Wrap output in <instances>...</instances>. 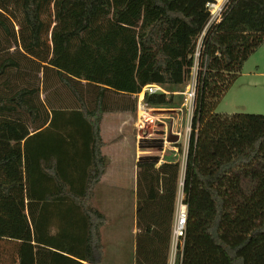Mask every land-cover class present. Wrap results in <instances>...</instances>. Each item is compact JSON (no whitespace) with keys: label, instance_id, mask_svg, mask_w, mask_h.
<instances>
[{"label":"trees","instance_id":"16d2710c","mask_svg":"<svg viewBox=\"0 0 264 264\" xmlns=\"http://www.w3.org/2000/svg\"><path fill=\"white\" fill-rule=\"evenodd\" d=\"M207 1L0 0V264H102L107 216L92 198L107 168L103 114L124 108L117 93L134 106L150 82L169 91L146 93L150 106L177 105L173 87L194 63L182 183L178 159L137 161L133 264H167L180 188L187 221L173 264H264V113L215 110L264 42V0H228L211 23ZM27 63L54 72L76 104L47 108L38 86L10 84L9 68ZM150 227L159 245L146 251Z\"/></svg>","mask_w":264,"mask_h":264},{"label":"rangeland","instance_id":"374dc122","mask_svg":"<svg viewBox=\"0 0 264 264\" xmlns=\"http://www.w3.org/2000/svg\"><path fill=\"white\" fill-rule=\"evenodd\" d=\"M227 1L218 0V3H221V5L224 4L225 6ZM42 16L46 19L45 15ZM43 37L45 36L43 35ZM47 38L50 43L49 36ZM200 41L201 35L196 40L195 57L198 55L196 51L199 49ZM12 48L14 46L10 49ZM2 53L6 52L0 51V54ZM26 67L19 68L20 70L9 68V83L13 84L16 82L30 86H38V91L33 93V98L37 103L39 100L43 101L47 108L52 104L55 106H73L76 104L70 90L66 86L56 83L54 72L46 70L45 77L42 70L37 72L35 65L32 66V64L27 63ZM194 68L192 67L191 69L193 70L191 71H197L196 63L194 64ZM186 81L181 86L173 87L174 89L171 92L173 93V100L176 101L177 105L173 107L151 106L149 110L150 120L148 119L146 121L144 126L145 131L142 135H137L135 126L136 100L133 106L131 100L132 95L130 97L118 93L115 94L114 97L116 98V103H118L117 106L121 105L124 108L107 110L103 114L101 133L105 140L104 147L105 151H110L113 156L111 160L118 167L119 178L116 179L119 180L118 182L120 184L114 183L108 187H105L103 184L97 185L92 203L107 215H109L108 211L112 210L114 211L112 215L115 214L120 204L123 206L121 218H115L111 223L112 226L117 227L119 230V232L117 231L115 233L114 239L108 240V228L106 229L103 226L104 230L101 240L104 245L103 259L105 263L121 264L123 261L132 257V234L130 228L133 199L131 197L134 189L132 185V182H134L133 177H136L138 171V159L150 157L157 158L158 161H162L163 159H178L180 162L179 185L182 183L192 116V114L187 116L186 107L182 103L184 95L180 92L184 89ZM77 86L86 96L89 103L90 96L86 92V87L80 83H77ZM167 92L169 91L167 90ZM215 110L228 113L236 111L264 113V44L258 46L244 60L240 73L229 84L217 102ZM22 115L28 120L24 113ZM171 121L173 122L172 127L179 129L181 132L179 139L175 142L165 138L166 130L170 126ZM101 191H106L107 194L105 196L109 195L112 199L105 200L104 194L101 196ZM125 195L126 199H124ZM119 199H121V202L118 201ZM4 245L7 249L12 246L10 243H5ZM14 250H16V247H14Z\"/></svg>","mask_w":264,"mask_h":264},{"label":"built area","instance_id":"2783aa9c","mask_svg":"<svg viewBox=\"0 0 264 264\" xmlns=\"http://www.w3.org/2000/svg\"><path fill=\"white\" fill-rule=\"evenodd\" d=\"M206 6L210 13L208 23L218 21L221 17L224 4L221 5V3H218V0H209L206 2ZM196 54H198V51H196ZM192 67L193 69H195L194 65ZM195 83H196V70L190 72L189 78L186 81L184 89L180 91L184 95L183 97L184 100L182 103L186 107L187 116L188 115L190 116L193 113V107H194V101H195ZM159 91L167 92V90L164 88L162 84L156 83V82H150V83L144 84L141 87L140 91L134 93V96L136 98L135 126H136V131H137L138 136L143 134V132L145 131V127H144L145 123L148 119L150 120L149 110L151 109V106L145 100V94L159 92ZM170 123H171L170 126L166 130L165 138L167 139L168 133L169 131H171L172 133L177 134L178 136L177 140H178L181 135V132L179 129L172 127L173 126L172 121ZM190 128H191V120H190ZM175 141H172V142H175ZM186 221H187V205L183 200V192H182V189L180 188L177 193V214H176V219H175L173 229H172L173 238L176 244L182 243V237L185 234Z\"/></svg>","mask_w":264,"mask_h":264},{"label":"crops","instance_id":"0c3cea01","mask_svg":"<svg viewBox=\"0 0 264 264\" xmlns=\"http://www.w3.org/2000/svg\"><path fill=\"white\" fill-rule=\"evenodd\" d=\"M262 44H264V42ZM261 45H259V46H261ZM100 132H101V123H100ZM101 136H102V133H101ZM104 144H105V140H104ZM104 144L102 146V152L106 155L107 168L103 172V174L101 175L100 180L98 181L96 186L103 184V185H105V187H108L110 185H113L114 183H118V184H120V183L118 182L119 180L116 179V178H119L118 167L116 166L115 162H112L111 157H113V156L110 153V151H108V152L105 151ZM136 178H137V175H136L135 178L133 177V181L134 182H132V185H133L134 189H133L132 197H131L133 199V206L131 207L132 208L131 209V218L132 219H131L130 232L132 234L131 247L133 249L132 250L133 253H132V257L131 258H128L127 260L123 261V263H121V264H133L134 263V247H135V242H136V235H137V233L140 230L139 227L136 225V215H135V213H136V203H137V199H138L137 198V194H136ZM100 193H101V196H102V194H104V196H105V194H107L106 191H104V192L101 191ZM104 199L105 200H110V199H112V197H110L109 195H106ZM124 199H126V195L124 196ZM118 201L121 202V199H119ZM101 211L103 212V210H101ZM116 211L117 212H115V214H113V215H112V213L114 212L113 210L112 211H108L109 215L106 214L107 221L100 227L101 239H102V234H103L104 228H106V229L108 228V231H109L108 234H107L108 240L114 239L115 238V233L117 231L119 232L117 227L112 226L111 223L115 220V218H118V219L121 218V215L123 214V212H122L123 211V206L120 204L119 208H117ZM110 214H111V216H110ZM176 214H177V196H176V199H175V205H174V211H173V219L171 221V230H170V240H169L167 264H173L177 245H181V243L180 244H176L175 243V240H174L173 234H172V229H173V225H174V222H175V219H176ZM107 225H108V227H106ZM103 226H104V228H103ZM151 235H152V227H150V229L148 231H144V233L141 234L142 248L144 246V249L146 251L153 250V249H155V247H153V246H156V248H157L158 245H159L158 237L153 238ZM167 236H168L167 231L166 230L162 231L161 237H160L162 243L166 240ZM163 247L164 246H162V248L161 247L160 248L162 250H164ZM103 252H104V245H103ZM102 264H109V263H105L104 259L102 257ZM142 264H146V263H144L143 260H142Z\"/></svg>","mask_w":264,"mask_h":264},{"label":"water","instance_id":"95a60500","mask_svg":"<svg viewBox=\"0 0 264 264\" xmlns=\"http://www.w3.org/2000/svg\"><path fill=\"white\" fill-rule=\"evenodd\" d=\"M177 138H178L177 134L172 133L171 131H169L168 136H167L168 140L175 141V140H177Z\"/></svg>","mask_w":264,"mask_h":264}]
</instances>
